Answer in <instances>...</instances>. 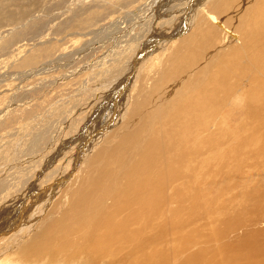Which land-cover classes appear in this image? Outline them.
<instances>
[{
    "label": "rangeland",
    "instance_id": "374dc122",
    "mask_svg": "<svg viewBox=\"0 0 264 264\" xmlns=\"http://www.w3.org/2000/svg\"><path fill=\"white\" fill-rule=\"evenodd\" d=\"M255 50L264 0H0V264H264Z\"/></svg>",
    "mask_w": 264,
    "mask_h": 264
},
{
    "label": "bare ground",
    "instance_id": "6f19581e",
    "mask_svg": "<svg viewBox=\"0 0 264 264\" xmlns=\"http://www.w3.org/2000/svg\"><path fill=\"white\" fill-rule=\"evenodd\" d=\"M204 1H205V0H204ZM254 1H255V0H254ZM256 1H257V0H256ZM237 2H238V1H237ZM248 2H249V1H248ZM258 2H260V1H258ZM229 3H231V2H229ZM242 3H243V1H242ZM245 3H246V1H245ZM245 3H244V4H245ZM249 3H250V2H249ZM207 4H208V3H207ZM251 4H252V3H251ZM251 4H250V5H251ZM256 4H257V2H256ZM200 5H201V4H200ZM202 5H203V4H202ZM258 5H259V4H257V7L260 6V5H259V6H258ZM240 6H241V5H240ZM243 6H244V8L247 7V6H245V5H243ZM243 6H242V7H243ZM248 6H249V5H248ZM223 7H224V6H223ZM242 7H241V8H242ZM249 8H250V6H249ZM253 8H254V7H253ZM237 9H238V8H237ZM257 9H258V8H257ZM192 10H193V9H192ZM192 10H191V11H192ZM245 10H246V9H245ZM245 10H244V11H245ZM237 11H238V10H237ZM244 11H242V12H244ZM248 11H249V9H248ZM253 11H254V9H253ZM256 11H257V10H256ZM238 12H239V11H238ZM245 12H246V11H245ZM250 12H251V11H250ZM236 13H237V12H236ZM233 14H234V13H233ZM246 14H248V13H246ZM249 14H250V13H249ZM186 15H187V14H186ZM234 15H235V14H234ZM241 15H242V14H241ZM257 15H258V14H257ZM249 17H250V16H249ZM256 17H257V16H256ZM243 18H245V17H243ZM258 18H259V17H258ZM255 19H256V18H255ZM246 20H247V19H246ZM254 22H255V21H254ZM260 22H261V21H260ZM177 23H178V22H177ZM218 23H219V22H217V24H218ZM215 24H216V23H215ZM252 26H253V25H252ZM219 28H220V27H219ZM221 28H223V25H222ZM258 28H259V27H258ZM177 29H178V28H177ZM260 29H261V28H260ZM260 29H259V30H260ZM175 30H176V29H175ZM178 30H179V29H178ZM213 30H214V29H213ZM262 30H263V29H262ZM225 31H226L227 33H229V35L233 38V40L238 41V40H237L238 36L236 35V33L232 32V31H230V30H228V29H225ZM250 32H252V31H250ZM254 33H255V32H254ZM255 34H256V33H255ZM257 35H258V34H257ZM247 36H248V35H247ZM254 36H255V35H254ZM256 37H257V36H256ZM238 39H239V38H238ZM245 39H246V38H245ZM247 40H248V39H247ZM246 44H247V43H246ZM255 45H256V44H255ZM243 47L245 48L244 43H243ZM247 48H248V47H247ZM247 48H246V49H247ZM260 48H261V47H260ZM255 49H256V48H255ZM249 50H250V49H249ZM251 50H252V49H251ZM239 51H240V50H239ZM245 51H246V50H245ZM252 51H253V50H252ZM255 51H256V55H255L256 58H259L260 56H262V55L264 54V52H263V53H260V52L257 51V50H255ZM236 52H237V51H236ZM236 52H235V53H236ZM235 53H234V54H235ZM248 53H250V52H248ZM251 55H252V54H251ZM146 56H147V55H146ZM251 57H252V56H251ZM139 58H140V56H139ZM262 58H263V57H262ZM262 58H261V59H262ZM225 59H226V58H225ZM182 61H183V59H182ZM182 61H181V62H182ZM135 62H136V61H135ZM252 62H253V61H252ZM238 64H239V63H238ZM250 64H251V63H250ZM252 64H253V63H252ZM254 64H255V63H254ZM239 65H240V64H239ZM258 65H259V64H258ZM142 66H143V65H142ZM255 66H256V65H255ZM134 67H135V66H134ZM261 67H262V66H261ZM261 69H263V67H262ZM255 70H256V69H255ZM219 71H220V70H219ZM256 71H258V68H257ZM256 71H255V72H256ZM261 71H262V70H261ZM259 72H260V70H259ZM257 73H258V72H257ZM122 83H123V82H122ZM122 83H121V84H122ZM117 86H118V85H117ZM117 86H115V87H117ZM112 89H114V88H112ZM110 93H111V92H110ZM177 142H178V141H177ZM179 142H180V141H179ZM184 142H185V141H184ZM88 143H89V142H88ZM81 146H82V144H81ZM151 149H152V148H151ZM144 150H145V149H144ZM149 150H150V149H149ZM149 150H148V151H149ZM152 155H153V154H152ZM143 159H144V158H143ZM148 161H149V160H148ZM147 163H148V162H147ZM31 165H32V164H31ZM166 165H167V164H166ZM155 166H156V165H155ZM149 167H150V166H149ZM107 169H108V168H107ZM146 172L149 173V171H146ZM107 175H109V174H107ZM144 175H145V173H144ZM146 175H148V174H146ZM101 177H102V176H101ZM103 177H104V176H103ZM105 177H106V174H105ZM105 177H104V178H105ZM148 178H149V176H148ZM97 181H98V180H96L95 183H97ZM99 181L102 182V180H99ZM136 181H137V180H136ZM99 183H100V182H99ZM95 185H96V184H95ZM101 185H102V184H101ZM121 185H122V184H121ZM136 185H137V184H136ZM138 185H139V184H138ZM130 186H131V185H130ZM119 187H120V186H119ZM119 187H118V188H119ZM96 190H97V189H95V191H96ZM120 190H121V189H120ZM126 190H127V189H126ZM91 191H92V189H91ZM82 192H83V191H82ZM82 192H81V193H82ZM91 194H93V191H92ZM96 194H97V193H96ZM128 194H130V193L127 192V195H128ZM143 194H144V184L140 187V191H139L138 194H137L138 199H139L140 201H142L143 204H144V195H143ZM94 195H95V194H94ZM188 197H189V196H188ZM89 198H90V196H89ZM123 198H124V197H123ZM90 199H91V198H90ZM80 200H81V198H80L78 201H80ZM91 200H92V199H91ZM91 200H90V201H91ZM148 200H149V198H148V196H147V197L145 198V201H148ZM142 202H141V204H142ZM77 203H78V202H77ZM83 203H84V202H83ZM88 203H89V202H88ZM78 204H79V203H78ZM84 204L86 205V202H85ZM91 204H93V203H90L89 205H91ZM89 205H87V206L89 207ZM73 206H74V204H73ZM83 206H84V205H83ZM94 206H95V205H94ZM74 207H75V206H74ZM75 208H76V207H75ZM89 208H90V207H89ZM91 208H93V205H92ZM91 210H92V209H91ZM77 211H78V210H77ZM85 211H86V209H85ZM85 211H84V212H85ZM78 212H79V211H78ZM78 212H77V213H78ZM74 213H75V212H74ZM72 214H73V212H72ZM77 216H78V215H77ZM131 217H132V216H131ZM79 218H80V217H79ZM82 218H83V220H84L86 217H85V218L82 217ZM127 219H128V218H127ZM130 220H131V219H130ZM130 220L128 219L127 222H128V223H129V222L132 223V221H130ZM136 221H137V220H136ZM108 222L110 223V221H107V223H108ZM111 223H114V222H111ZM123 224L126 225L127 223L123 222ZM91 225H92V224H91ZM116 225H117V224H116ZM127 227H128V226H127ZM108 228L110 229V227H108ZM112 228H113V227H112ZM116 229H117V228H116ZM114 230H115V229H114ZM110 231H111V230H110ZM119 232H120V231H119ZM108 234H109V238H111V236L113 235L112 233H108ZM118 236H119V235H118ZM120 236H121V235H120ZM120 236H119V237H120ZM102 238H103V237H102ZM118 239H119V238H118ZM118 239H117V240H118ZM102 241H103V240H102ZM102 241H101V239H96V242H99V243L101 242V243H102ZM127 241H128V240H127ZM104 242H105V239H104ZM112 242H114V241H112ZM99 243H97L98 246H99ZM145 245H146V244H145ZM147 245H148V244H147ZM99 247H100V246H99ZM120 247H121V246H120ZM134 253H135V252H134ZM247 254H250V253H247ZM244 255H245V254H244ZM39 256L42 257V254L39 253ZM253 257H254V255H252V254H251L250 256H248V257H239V258L236 259V260H237L236 262H237V264H244V263H246V264H256L257 262H255V261L257 260V258L255 259V261H253ZM97 260H98V259H97ZM100 260H101V259H100ZM234 260H235V259H234ZM135 261H136V260H135ZM244 261H246V262H244ZM136 262H137V261H136ZM136 262H135V264H138V263H136ZM132 263H133V262H132ZM112 264H113V263H112Z\"/></svg>",
    "mask_w": 264,
    "mask_h": 264
}]
</instances>
